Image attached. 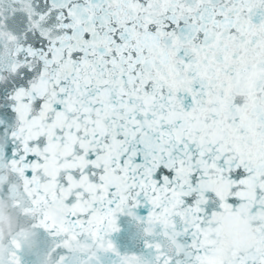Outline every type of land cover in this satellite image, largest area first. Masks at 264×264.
I'll return each mask as SVG.
<instances>
[{
    "label": "snow or ice",
    "instance_id": "obj_1",
    "mask_svg": "<svg viewBox=\"0 0 264 264\" xmlns=\"http://www.w3.org/2000/svg\"><path fill=\"white\" fill-rule=\"evenodd\" d=\"M0 264H264V0H0Z\"/></svg>",
    "mask_w": 264,
    "mask_h": 264
}]
</instances>
